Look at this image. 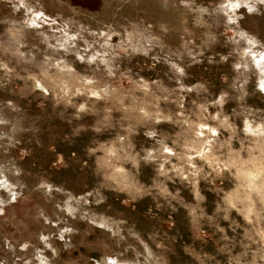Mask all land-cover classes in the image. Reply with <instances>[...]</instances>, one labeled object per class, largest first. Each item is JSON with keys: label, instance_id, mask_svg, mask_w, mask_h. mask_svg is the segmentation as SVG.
<instances>
[{"label": "rangeland", "instance_id": "374dc122", "mask_svg": "<svg viewBox=\"0 0 264 264\" xmlns=\"http://www.w3.org/2000/svg\"><path fill=\"white\" fill-rule=\"evenodd\" d=\"M0 264H264V0H0Z\"/></svg>", "mask_w": 264, "mask_h": 264}]
</instances>
